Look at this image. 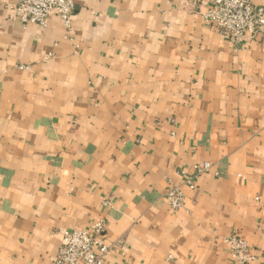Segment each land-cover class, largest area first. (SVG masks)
Masks as SVG:
<instances>
[{
  "label": "crops",
  "instance_id": "1",
  "mask_svg": "<svg viewBox=\"0 0 264 264\" xmlns=\"http://www.w3.org/2000/svg\"><path fill=\"white\" fill-rule=\"evenodd\" d=\"M17 1L0 0V264H52L99 219L106 264H234L231 236L264 264V37L235 47L189 0H72L69 30L23 24Z\"/></svg>",
  "mask_w": 264,
  "mask_h": 264
},
{
  "label": "built area",
  "instance_id": "2",
  "mask_svg": "<svg viewBox=\"0 0 264 264\" xmlns=\"http://www.w3.org/2000/svg\"><path fill=\"white\" fill-rule=\"evenodd\" d=\"M206 24L217 27L221 34L235 47H241L246 40L264 37V7L256 6L252 0H189ZM75 4L72 0H18L15 16L23 24H34L41 29L48 26L52 17L61 19L69 30ZM212 164L202 162L190 171H179L182 183L171 184L165 199L172 210L184 206V188L196 190L200 177L210 172ZM109 207L108 201L103 203ZM106 221L99 219L85 229L65 230L61 244L52 264H106L112 253L106 239ZM234 264H251L254 260L248 243L238 237L224 239Z\"/></svg>",
  "mask_w": 264,
  "mask_h": 264
}]
</instances>
